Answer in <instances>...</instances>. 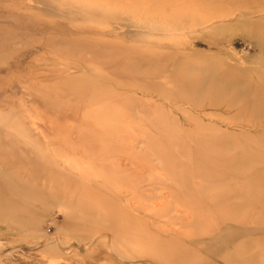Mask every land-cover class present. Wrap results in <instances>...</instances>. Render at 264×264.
<instances>
[{
	"label": "rangeland",
	"instance_id": "rangeland-1",
	"mask_svg": "<svg viewBox=\"0 0 264 264\" xmlns=\"http://www.w3.org/2000/svg\"><path fill=\"white\" fill-rule=\"evenodd\" d=\"M263 153L264 0H0V264H264Z\"/></svg>",
	"mask_w": 264,
	"mask_h": 264
},
{
	"label": "bare ground",
	"instance_id": "bare-ground-1",
	"mask_svg": "<svg viewBox=\"0 0 264 264\" xmlns=\"http://www.w3.org/2000/svg\"><path fill=\"white\" fill-rule=\"evenodd\" d=\"M264 154V153H263ZM263 159H264V156H262V161H263ZM263 171H264V169H263ZM157 172V171H156ZM161 192V191H160ZM159 194V193H158ZM252 201L254 200L255 201V209L257 208L258 210H256L255 212H253V211H250V214H252V216H253V218H252V220H256V219H259L260 217H257L258 215L260 216H263L264 215V194H262V195H258L257 197H254V199H252V198H250ZM159 204V203H158ZM161 204V203H160ZM154 205V204H153ZM155 207H156V205H155ZM249 207V206H248ZM228 213H229V211H228ZM230 214V213H229ZM246 216V219L248 218V214H246L245 215ZM186 218V217H185ZM171 229V228H170ZM259 229H261V228H259ZM173 230V229H172ZM261 241V239H256L254 242H253V245H256L257 243H259ZM249 242H251V241H249ZM261 243V242H260ZM246 244H248V242L246 243ZM253 245H248L247 247H246V250L247 251H252L253 250ZM263 251V250H262ZM262 251H261V248H259V250H255V252L254 253H256L255 254V258H254V260H253V258L251 259V263L252 264H259V258H261L262 257ZM253 255V254H252ZM251 263H249V264H251Z\"/></svg>",
	"mask_w": 264,
	"mask_h": 264
}]
</instances>
